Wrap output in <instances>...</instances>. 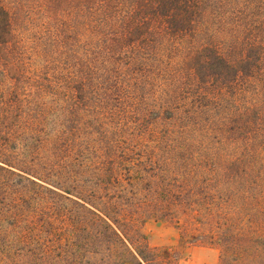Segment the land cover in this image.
<instances>
[{"label":"trees","instance_id":"16d2710c","mask_svg":"<svg viewBox=\"0 0 264 264\" xmlns=\"http://www.w3.org/2000/svg\"><path fill=\"white\" fill-rule=\"evenodd\" d=\"M181 215L264 264V0H0V264H169Z\"/></svg>","mask_w":264,"mask_h":264},{"label":"rangeland","instance_id":"374dc122","mask_svg":"<svg viewBox=\"0 0 264 264\" xmlns=\"http://www.w3.org/2000/svg\"><path fill=\"white\" fill-rule=\"evenodd\" d=\"M179 223L175 220L145 219L142 231L148 245L161 256H170L169 264H217L219 248L205 242L197 230L186 226L182 215L179 216Z\"/></svg>","mask_w":264,"mask_h":264}]
</instances>
